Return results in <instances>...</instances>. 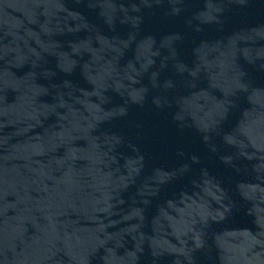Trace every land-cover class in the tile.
Returning <instances> with one entry per match:
<instances>
[{"label":"water","instance_id":"1","mask_svg":"<svg viewBox=\"0 0 264 264\" xmlns=\"http://www.w3.org/2000/svg\"><path fill=\"white\" fill-rule=\"evenodd\" d=\"M0 264H264V0H0Z\"/></svg>","mask_w":264,"mask_h":264}]
</instances>
